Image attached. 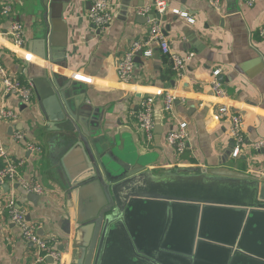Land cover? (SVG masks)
Masks as SVG:
<instances>
[{"label": "crops", "instance_id": "obj_1", "mask_svg": "<svg viewBox=\"0 0 264 264\" xmlns=\"http://www.w3.org/2000/svg\"><path fill=\"white\" fill-rule=\"evenodd\" d=\"M114 21L106 31L96 29L88 18L92 0H0V7L11 8L0 21L1 32L20 23L25 30V44L17 46L0 36V58L7 72L35 92V102L21 106L15 97L2 107L20 112L16 130L28 141L42 148L37 157L12 142L13 131L0 126V140L14 160H25L20 168L23 178L40 183L45 194L33 198L17 192L19 205L27 210L29 221L39 223V233L58 241L60 262L73 264L74 223L78 210L77 190L71 197L68 173L80 167V155L68 153L70 142L57 131L58 125L47 122L34 86V79L45 70L68 84L66 91L75 114L84 116L87 129L98 130L99 138L111 144L122 158L132 160L154 173L199 168H227L264 180V151L252 150L253 142L264 138V0L249 7L240 0H222L220 10L208 0H166L167 12L139 15L153 0H110ZM154 22H162L171 49L180 56L192 54L186 76L178 79L168 58L155 43L152 56L136 58L133 78L124 83L118 69L124 55L135 41L146 42ZM48 41L60 60H44ZM62 61H64L62 63ZM227 92L217 97L212 90L214 74ZM67 87V86H66ZM175 97L172 113L162 110L164 98ZM156 101L155 130L152 143L145 140L134 114L146 98ZM228 105L244 120L246 146L239 159L232 158L234 143L228 134V123L218 119V109ZM179 123H187L189 149L178 155L176 147L166 142V135ZM97 124V126H96ZM50 125L54 126L51 129ZM231 154V155H230ZM95 172L88 170L75 180ZM10 185L0 187V264H36L35 249L24 241L21 230L9 219L4 203Z\"/></svg>", "mask_w": 264, "mask_h": 264}, {"label": "water", "instance_id": "obj_2", "mask_svg": "<svg viewBox=\"0 0 264 264\" xmlns=\"http://www.w3.org/2000/svg\"><path fill=\"white\" fill-rule=\"evenodd\" d=\"M39 52L62 58L51 41ZM33 82L46 121L81 154L68 173L79 199L73 264H264V180L227 168L154 173L109 150L97 124L86 128L59 76Z\"/></svg>", "mask_w": 264, "mask_h": 264}, {"label": "built area", "instance_id": "obj_3", "mask_svg": "<svg viewBox=\"0 0 264 264\" xmlns=\"http://www.w3.org/2000/svg\"><path fill=\"white\" fill-rule=\"evenodd\" d=\"M240 1L249 7H252L256 3V0ZM208 2L214 9L220 10L222 0H208ZM113 6L110 0H92L88 18L96 29L106 31L111 27L114 21ZM10 12V7H0V21L2 18L9 16ZM151 12L156 13V15L165 14L167 12L166 0H153L151 6L138 11L141 16H147ZM150 21L154 22V17ZM1 35L19 47L25 44V30L20 23L12 24L6 32H1L0 30ZM260 36L264 37V29L261 30ZM152 43H155L159 51L168 58L176 77L178 79L185 78L187 63L193 55L180 56L174 52L171 49L170 41L162 22L155 21L151 26L149 39L146 42L139 40L133 42L130 50L124 55L118 69V78L120 81L127 83L132 80L138 54L143 52L146 56H152V50L150 49ZM218 75V72L214 74L215 78L211 83L212 90L217 97L226 98L227 92L222 84L217 81ZM0 83L2 88L1 98L3 101H6L9 97H15L19 100L22 107H29L35 102V92L32 85L12 77L4 67L1 58ZM175 102L176 99L174 96L167 95L164 98L162 110L168 114L172 113ZM155 104L156 101L153 97L146 98L141 101L138 111L134 114L137 124L148 143H152L154 139ZM218 119L228 123V134L234 143L232 158L239 159L247 143L242 116L233 111L228 105H223L218 109ZM19 120L20 112L18 110L7 109L6 107L1 108L0 126L7 124L13 129L12 142L15 145H21L26 152L38 157L42 152V148L38 143L28 141L24 132L16 130L15 126L19 123ZM189 140L190 133L187 123H179L176 129L166 135V142L176 147L179 156L183 155L189 149ZM252 150L256 153L264 151V138L253 142ZM25 163V160L12 159L7 146L0 140V187L6 184L10 185L9 197L4 203L5 210L10 221L21 230L24 241L31 244L35 249L36 264L46 263L49 259L54 262H60L62 254L57 247V239L41 236L39 231L42 226L39 223L29 221L27 210L19 205L17 201L18 190H22L28 195L43 196L45 194V189L40 183L25 179L21 176L20 168L24 167Z\"/></svg>", "mask_w": 264, "mask_h": 264}]
</instances>
